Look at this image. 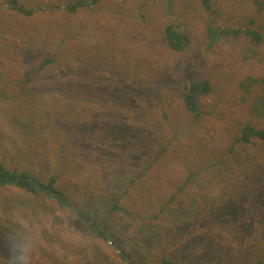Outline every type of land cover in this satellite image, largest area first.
Masks as SVG:
<instances>
[{"label": "rangeland", "instance_id": "374dc122", "mask_svg": "<svg viewBox=\"0 0 264 264\" xmlns=\"http://www.w3.org/2000/svg\"><path fill=\"white\" fill-rule=\"evenodd\" d=\"M16 2L34 13L0 0V164L52 171L70 204L0 185V264H13L14 250L22 264H257L264 148L237 143L245 124L264 129V0H214L209 11L202 0ZM169 22L187 30L188 50L167 45ZM246 25L260 42L210 39L212 29ZM46 56L53 62L37 76ZM192 79L210 84L196 112L183 96ZM15 91L26 97L12 99ZM44 102L47 118L30 125ZM67 120L75 126L57 136ZM182 177L192 191L169 201ZM119 230L128 237L116 244ZM106 234L124 255L131 250L129 261Z\"/></svg>", "mask_w": 264, "mask_h": 264}, {"label": "trees", "instance_id": "16d2710c", "mask_svg": "<svg viewBox=\"0 0 264 264\" xmlns=\"http://www.w3.org/2000/svg\"><path fill=\"white\" fill-rule=\"evenodd\" d=\"M97 0H92V3H95ZM214 0H202V5L209 11L211 10L212 4H213ZM11 2L13 3V9L22 13V14H26V15H31L34 13V11L30 8H26L20 5H17L16 0H11ZM81 5L80 3H75L73 5H69L68 9L69 11L74 10L77 6ZM253 20L251 21L250 25L252 24ZM247 26L244 29L238 27V28H231V27H224L221 30H216V29H212L209 33L210 35V39L211 41H215L217 39L218 36H222V35H227V34H233V35H246L248 36L253 42L258 43L262 40L261 37V31H259L258 29H252L251 30V26ZM164 39L167 43V45L177 51V52H182L184 50H188L189 46H190V36L187 32V30L185 29H178V27H176L173 23L169 22L166 24V26L164 27ZM41 60V61H40ZM39 63L37 64V67L35 69V72L37 74V76L40 75L41 70L49 63L53 62L52 57L50 56H46L42 59H40ZM33 81V79H31V82ZM184 100H185V105L186 108L192 112H196L198 111V105H197V98L199 95H203V94H207L210 90V84L207 80L205 79H199V80H190L187 85L184 87ZM4 96V93H3ZM13 97H15L16 99L19 100H23L24 97H26V94H22L20 91H15L14 93H12V99ZM30 99H33L36 102H40L41 98L37 97V93L36 92H31L29 95ZM42 107V109L39 111V113H32L29 114L30 117V125L32 123L35 122L34 117L38 118L39 120L42 119H46L47 117L44 116L43 111L46 107H48V105L46 104V102H44L42 105H40ZM69 110H73V109H69ZM77 115V114H76ZM68 122H70L69 120H67V122L59 127L55 133L57 136H61L67 135L69 129H71V126L74 127L75 125H71L68 126ZM71 123V122H70ZM67 125V127H66ZM41 128V127H40ZM42 129H36V134L35 136L39 135L40 132H42ZM47 129V128H45ZM68 129V130H67ZM83 140H85V138H82ZM82 139H78L77 142L81 143ZM261 142V145L259 147L264 148V129H255L253 128L251 125L249 124H245V126L243 127L241 133L239 134L238 137V143L237 144H247L250 142ZM69 145V144H68ZM67 145V146H68ZM66 146V147H67ZM72 146V145H71ZM41 148L44 149V146L41 145ZM83 148L80 149V151H82ZM78 150L76 151H72L69 153V160L72 163L73 161L77 160V155H75L76 152H80ZM58 158V156L56 158H52L50 162H54L56 159ZM66 158V153L64 154V159ZM153 160V159H152ZM188 172L190 173H196V171H198V169H193L191 167H188ZM63 172H61V175ZM53 172L50 171V174L48 176L43 177V174H36V175H32L29 174L27 172H22L21 174H19L18 172H16L15 170L9 171L8 169H6L2 164H0V185H8V184H12L11 181L12 180H16L19 179L15 185H17L18 187L31 192L33 194L35 193H45V194H51L54 197H56L59 201H61L64 205H69L64 198H68V196L66 195V193L63 191L64 189L55 187V184H57L58 182L62 181V177L57 179V176H52ZM188 177V176H187ZM187 177H182V179L180 180L179 183H176V189L174 192V195L170 197L169 201H173L176 199L177 194L181 193L182 191L185 192L186 194H188L190 191H192V187H186V184L188 183V181L190 179H188ZM30 178H32L34 181H37L41 186L46 187L49 189V191H45L43 190L39 185H37L33 180H31ZM130 183L132 185H135L138 183L137 178L133 177L131 179H129ZM127 191V189L125 190ZM53 192L59 193L60 195H56ZM112 196V195H111ZM69 199V198H68ZM165 202L163 205L164 207L166 206V204L169 202ZM168 205V204H167ZM117 207L119 208H123L120 204L117 205ZM163 207V208H164ZM162 208V209H163ZM76 214L82 218V219H88V224L90 225V227L95 230L98 235L100 236H104V233L100 230L99 225H97V222H91L90 218L87 217L85 215V211L84 209H75ZM86 217H85V216ZM137 231V230H136ZM139 232V231H137ZM141 233V231L139 232ZM127 231H121L119 230V233L115 236L114 238V243L118 244L119 240L125 242L127 241ZM14 254L12 255L11 260L13 261V264H22V258L21 255L19 254L18 251L14 250ZM126 255H130L131 254V250H126L125 251ZM125 259L127 258L126 255L121 254ZM254 260L257 264H264V247L257 249V253L254 255ZM137 264H143V263H137ZM149 264H157V263H149ZM159 264H164V262H161Z\"/></svg>", "mask_w": 264, "mask_h": 264}, {"label": "water", "instance_id": "95a60500", "mask_svg": "<svg viewBox=\"0 0 264 264\" xmlns=\"http://www.w3.org/2000/svg\"><path fill=\"white\" fill-rule=\"evenodd\" d=\"M30 179L33 180L32 178H30ZM18 180H19V179L12 180L11 183H12V184H15ZM33 181H34V180H33ZM34 182H35L37 185H39L43 190H45V191H49L48 188L41 186L37 181H34ZM53 193L56 194V195H60L59 193H56V192H53ZM64 199H65V201H66L67 203H69V200H67L66 198H64ZM69 204H70V203H69ZM106 240L109 242V244L111 245V247L114 248V246L111 244V243H112V237H111L109 234H106ZM114 249H116L119 253H122V254H123V252L120 251L118 248H114ZM126 259L129 261L128 258H126Z\"/></svg>", "mask_w": 264, "mask_h": 264}, {"label": "clouds", "instance_id": "9594fccd", "mask_svg": "<svg viewBox=\"0 0 264 264\" xmlns=\"http://www.w3.org/2000/svg\"><path fill=\"white\" fill-rule=\"evenodd\" d=\"M164 34V33H163ZM227 35H231V34H227ZM222 36H224V35H222ZM235 36V35H234ZM216 41V40H215ZM193 80V79H192ZM205 80H207V79H205ZM208 81V80H207ZM209 82V81H208ZM184 96V95H183ZM122 254V253H121ZM133 264V263H132Z\"/></svg>", "mask_w": 264, "mask_h": 264}, {"label": "bare ground", "instance_id": "6f19581e", "mask_svg": "<svg viewBox=\"0 0 264 264\" xmlns=\"http://www.w3.org/2000/svg\"><path fill=\"white\" fill-rule=\"evenodd\" d=\"M81 161V160H80ZM198 222V221H197ZM197 224V223H196ZM190 229V228H189ZM182 234V233H181ZM177 235V234H176ZM195 243V242H194ZM215 244V243H214ZM224 256V255H223ZM225 257V256H224ZM214 259V258H213ZM216 260V259H215Z\"/></svg>", "mask_w": 264, "mask_h": 264}]
</instances>
